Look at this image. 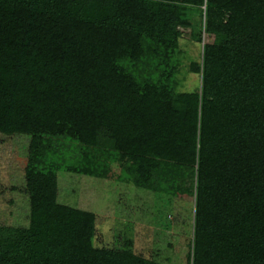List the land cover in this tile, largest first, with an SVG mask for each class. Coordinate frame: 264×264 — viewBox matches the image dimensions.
<instances>
[{
  "label": "trees",
  "instance_id": "16d2710c",
  "mask_svg": "<svg viewBox=\"0 0 264 264\" xmlns=\"http://www.w3.org/2000/svg\"><path fill=\"white\" fill-rule=\"evenodd\" d=\"M201 5L218 39L189 61L199 89L179 90ZM0 132L30 134L29 222L0 224V264H146L57 200V171L97 175L101 153L191 192L189 264H264V0H0Z\"/></svg>",
  "mask_w": 264,
  "mask_h": 264
},
{
  "label": "rangeland",
  "instance_id": "374dc122",
  "mask_svg": "<svg viewBox=\"0 0 264 264\" xmlns=\"http://www.w3.org/2000/svg\"><path fill=\"white\" fill-rule=\"evenodd\" d=\"M201 7L189 9L191 25L181 27L184 53L177 78L179 90L199 89L200 76L189 70V61L201 59L204 42L218 39L204 30ZM29 141L28 133L0 132V224L28 225L24 168ZM100 155L97 175L64 168L57 171V200L94 212V245L129 247L143 255L146 264H189L194 213L191 192L171 194L139 185L129 174L130 161L124 154Z\"/></svg>",
  "mask_w": 264,
  "mask_h": 264
}]
</instances>
